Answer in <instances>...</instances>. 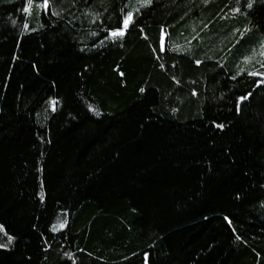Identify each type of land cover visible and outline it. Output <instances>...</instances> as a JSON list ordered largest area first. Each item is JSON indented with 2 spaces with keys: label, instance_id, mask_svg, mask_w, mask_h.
<instances>
[{
  "label": "trees",
  "instance_id": "1",
  "mask_svg": "<svg viewBox=\"0 0 264 264\" xmlns=\"http://www.w3.org/2000/svg\"><path fill=\"white\" fill-rule=\"evenodd\" d=\"M251 2L0 0V264H264Z\"/></svg>",
  "mask_w": 264,
  "mask_h": 264
},
{
  "label": "snow or ice",
  "instance_id": "2",
  "mask_svg": "<svg viewBox=\"0 0 264 264\" xmlns=\"http://www.w3.org/2000/svg\"><path fill=\"white\" fill-rule=\"evenodd\" d=\"M73 2H74V0H73ZM151 2H152V0H145L146 4H150ZM41 6L45 10H47L50 6V0H42ZM33 7H34V0H26V4H25V7L23 10L24 11H31V9ZM247 7H249V8L253 7L251 0H248ZM134 22H135L134 13L133 12H127V14L122 19L121 26L114 28V29H109L110 37L113 38L114 40L118 39L120 37H123L126 34V31L129 29L130 25L133 24ZM25 27H27V24H25ZM260 49H261L260 55L264 56V43H261ZM251 58L252 57H250V56L244 57V59L246 61L250 60ZM196 63L200 64L201 61L197 60ZM259 63H260V67L264 68V62H259ZM244 70L245 69H243V68L240 69L241 72H243ZM249 74L252 76H264V72H260V71H251ZM121 75H123V74H121ZM173 79H175V78L173 77ZM262 83H264V81H262ZM140 91L143 92L144 89L142 88V89H140ZM249 95H251V93H249ZM246 99H247V96L240 97V100H246ZM52 103L54 104L55 101H53ZM217 126L220 128L224 127L223 124H219ZM229 223H231V221H229ZM0 229H3V225H0ZM9 239H11V237H9ZM0 247H5V245L0 244Z\"/></svg>",
  "mask_w": 264,
  "mask_h": 264
}]
</instances>
